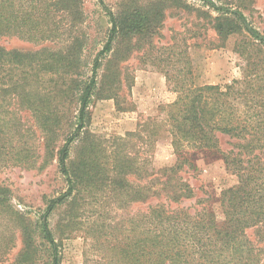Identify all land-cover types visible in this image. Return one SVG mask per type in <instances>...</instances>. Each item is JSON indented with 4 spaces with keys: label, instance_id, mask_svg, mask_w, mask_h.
<instances>
[{
    "label": "trees",
    "instance_id": "obj_1",
    "mask_svg": "<svg viewBox=\"0 0 264 264\" xmlns=\"http://www.w3.org/2000/svg\"><path fill=\"white\" fill-rule=\"evenodd\" d=\"M199 1L206 8L196 9L206 21V31H213L221 46L236 39L233 51L241 58L240 78L224 87H197L190 59L176 74L166 71L176 100L161 105L159 115L136 132L114 139L108 150L90 140L88 129L90 104L102 91L99 70L106 63L102 77L110 87L112 80L120 85L123 79L128 83L130 74L123 77L121 64L134 50L155 49L152 39L163 27L167 5L194 8L183 0H159L155 7L124 8L117 13L105 7L111 25L107 41L94 60L92 75L80 81L73 75H80V57L86 46L79 22L82 0H0V41L17 37L32 43L69 42L65 49L33 54L0 45V169L13 162L36 166L29 159L34 156L30 131L18 123L16 111L10 112L12 102L19 109L28 106L34 111L46 130L44 141L68 130L57 155L67 191L50 202L42 218V237L51 253V264H59V257L49 215L70 200L83 201L108 180L119 190H128L131 202L157 201L129 220V243L120 253L124 264H264V32L244 14L255 11L256 0ZM208 44L216 46L212 41ZM200 45L196 39L194 46ZM160 49L182 56L176 53L175 45ZM41 74L58 75L62 82L46 80L42 86ZM70 94L67 102L77 104L71 116L62 110V100ZM164 134L171 140L176 162L153 173L148 159L140 153L152 139ZM222 137L228 138L230 149L223 148ZM77 145L79 156L71 159V150ZM107 152L111 158L104 166L100 158ZM200 159H221L232 176L231 184L220 194L221 221L209 208V198L197 200L194 211L193 205H182L196 195L181 173L196 171ZM126 176L138 179L139 185L128 184ZM6 189L0 186V213L8 204Z\"/></svg>",
    "mask_w": 264,
    "mask_h": 264
},
{
    "label": "rangeland",
    "instance_id": "obj_2",
    "mask_svg": "<svg viewBox=\"0 0 264 264\" xmlns=\"http://www.w3.org/2000/svg\"><path fill=\"white\" fill-rule=\"evenodd\" d=\"M183 1L194 10L184 7L170 8L171 6L167 5L162 20L163 27L152 39L155 49L146 51L148 48L145 47L134 50L128 60L122 62L123 77L124 74H130L128 83L123 79L120 85L112 80L110 87L108 80L102 77L106 75V63L99 70V87L102 91L90 104L91 121L88 129L90 140L100 147L109 150L114 139L136 132L140 125L159 115L161 105L174 102L177 94L168 86L166 71L170 70L169 72L176 74V71L185 67V62L189 59L193 65V82L197 87H224L240 78L241 58L233 51L236 39H231L227 45L221 46L214 32L206 31V21L196 10H206L202 2ZM82 2L83 13L79 22L84 32L81 39H84L86 46L80 57V75H73V78L86 81L92 75V65L97 54L103 49L111 27L105 7L117 13L124 8L155 7L159 0ZM263 11L264 0H256L255 11L244 12L261 32H264ZM58 20L67 22L66 19ZM196 39L200 46H194ZM210 41L216 46H210ZM0 45L7 50L33 54L43 49L59 51L65 49L69 42L32 43L13 37L2 39ZM174 45L176 53L181 52L182 56L178 57L169 50L160 49ZM179 58V64L172 66ZM62 75L66 76L63 72ZM52 79L62 82L58 75L41 74L40 84L44 86L46 80ZM110 88L113 90L112 94L108 92ZM69 97L71 94L64 96L62 110L64 113L67 110L71 116L75 113L77 104L67 102ZM9 107L10 112L16 111L15 117L24 130L30 131L34 156L29 159L35 161L36 166H20L13 162L0 169V186L8 191V204L0 213V264H51V253L42 237V218L50 202L67 191V183L59 170L57 155L65 144L64 136L68 130L57 133L49 142L44 141L46 130L38 123L31 108L25 106L19 109L15 102ZM221 141L224 149L231 148L227 143L228 138L222 137ZM79 152L80 145L73 147L71 159H77ZM140 154L148 159V166L150 165V171L153 173L161 168L171 167L176 162L167 134L152 139ZM108 158H111L108 152L102 153L100 161L104 166L108 163ZM41 165H45L44 168L40 169ZM197 167L196 171L181 173L196 195V198L182 205L191 207L197 200L209 198V208L221 221L223 215L219 206L220 194L224 187L231 184L232 176L225 170L221 159H200L197 161ZM155 177L156 175L152 176L151 180ZM125 180L135 188L139 185V180L133 176H126ZM127 194L128 190L121 191L108 180L96 186L93 194L86 195L83 201L74 203L70 200L54 209L48 217V225L58 245L59 264H124L120 253L121 250H126L129 243V220L157 202L155 199L147 203L131 202ZM196 208L197 206H194L191 211Z\"/></svg>",
    "mask_w": 264,
    "mask_h": 264
}]
</instances>
